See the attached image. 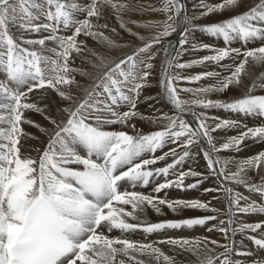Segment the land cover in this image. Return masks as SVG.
I'll return each mask as SVG.
<instances>
[{"label": "snow or ice", "instance_id": "1", "mask_svg": "<svg viewBox=\"0 0 264 264\" xmlns=\"http://www.w3.org/2000/svg\"><path fill=\"white\" fill-rule=\"evenodd\" d=\"M161 4L153 11L165 13L164 21L148 24L130 21L139 27L160 30L145 41L144 36L126 29L143 42L142 46L116 61L98 57L99 62L93 67L101 69V75L84 90L85 96L77 102L70 91L61 87L76 84L71 73L80 70L70 67L69 60L74 52L80 54L83 51L84 42L78 41L77 37L83 34L106 48L120 47L99 30L108 28L107 23L100 24L99 21L107 9L125 28L121 14L138 10L137 6L121 0H89L88 3H80L79 0H0V72L4 74L0 79V264H117L118 254L135 264H146L134 253L157 262L163 258L166 264H174V258L153 243L134 241L125 234L193 229L205 226L209 221L218 223L208 227L207 231L222 233L229 243L220 244L208 237H169L159 243L195 256L194 264H244L232 257L252 256L254 253L238 252L234 247V237L237 233L251 232L256 235L247 238L256 249L264 252V222L245 223L237 219L238 213L264 214V178L261 183H254L248 176L250 171H264V152L235 162V171L228 170L233 161L214 155L221 150L239 151V145L245 139L264 141V125H244L246 131L217 147L212 133L220 128L240 127V122L220 120L209 125L210 119L217 118L209 117L204 111L222 109L246 117L264 118V0H258L242 13L205 25L193 23L198 17H189L181 0H161ZM241 4L242 0H216L212 4L201 0L203 11L199 15L235 11ZM81 15L82 19L79 18ZM13 27L22 32L48 35L38 39L17 38L12 34ZM178 30L182 33L178 40L179 50H164L165 67L160 82L164 97L178 114L157 117L166 123L161 130L150 134L130 135L126 131L106 130L107 125L115 124L135 128L128 122L138 116L137 102L152 75L150 70L154 64L151 61L157 55L154 48ZM61 31H71L72 34L59 35ZM195 31L222 39L225 46L216 48L204 43L197 49L193 45V50H208L214 54L190 63L177 60L173 64V59L185 51L184 45L189 44ZM46 41H53L56 46L48 47ZM237 41L242 43L243 49L232 46ZM257 42L258 46L248 47ZM176 47L169 43V48ZM91 54L97 55L95 52ZM169 56L173 59H168ZM226 59H231L232 63L224 65L229 72L223 76L213 71L190 76L170 72L173 67L186 69L206 62L220 64ZM254 69L260 70L253 78ZM81 75L89 74L81 71ZM208 78H215V82L198 88H179L174 83L181 80L195 83ZM230 87L240 90V97L231 101L208 98L209 94L224 92ZM36 89L55 91L66 102L56 118L45 115L51 130L24 116L26 110L44 113L37 104L27 102L28 94ZM181 92L192 93V98L182 99ZM124 105L128 110L120 111ZM192 106L202 111L197 114L192 111ZM185 112H192L196 117L195 127L183 119ZM23 123L34 124L48 137L43 148L34 149L35 156L22 153L24 145L21 138L28 135L21 126ZM201 140L208 145L207 149L201 150L209 171L217 178L222 177V183L231 181L258 194L259 201L235 191L233 187L224 186L227 219H222L220 209L210 207V202L198 199L168 201L126 190V185L133 188L147 186L150 180L167 177L170 169L174 170L192 155L191 146ZM169 143H178L182 153L174 148L152 159L142 158L145 153L154 154ZM168 156L174 159L166 166L147 167ZM201 175L191 170L180 172L175 180L166 179L155 184L153 192L160 193L173 187L197 188L203 180L188 185L184 180L188 176ZM205 191L216 192L219 189ZM160 205H166L174 213L180 209H195L214 214L155 223L140 220L138 213L143 214L147 206L159 213ZM129 218L139 222H129ZM114 230H119L120 235H109ZM208 244L223 251L213 256L210 252L214 249H209ZM118 264H126V261L120 259ZM251 264H264V257L252 260Z\"/></svg>", "mask_w": 264, "mask_h": 264}, {"label": "bare ground", "instance_id": "2", "mask_svg": "<svg viewBox=\"0 0 264 264\" xmlns=\"http://www.w3.org/2000/svg\"><path fill=\"white\" fill-rule=\"evenodd\" d=\"M252 1L253 0H242L241 6L238 7L237 9L244 8L245 10H242V11L248 10L251 6H253ZM79 2L88 3L89 0H84V1L79 0ZM121 2L129 3V4L137 6L138 10L122 13L121 16L125 22V28H123L124 31L128 32L126 29H131L132 33H138L140 35V32H138L141 30V29L139 30L138 28L139 26H137V24L131 23L130 21H138L140 24H148V23H143L144 21H146L145 20L146 18L143 17L142 19H138L135 17L134 19V15L135 13H138L139 11H142L143 9L147 8L149 4H147L146 0H121ZM204 2L208 4H212V3H215L216 0H204ZM248 4H252V5L248 6ZM107 11L110 14H113L114 19L120 25V20L117 18V16L112 11L107 10V9L105 10L104 13H108ZM201 11H203L201 7V0H190V7H189L188 12L185 11L184 9V12L189 17L196 16L200 18L201 21L207 20L208 18H212L214 22H217V21H220V18H222V16L226 14L234 13V11L228 10V11H224L223 13H215L209 16L200 17L199 14ZM79 18L82 19L83 16L81 15ZM93 20L95 22V18H93ZM99 23L104 24V18H102L99 21ZM99 30L100 31L102 30V32H104L106 36H108L109 38H111L117 43L116 36L118 35L115 32L111 31L110 28H104V29L101 28ZM17 31L20 32V30H17ZM17 31L15 32L17 33ZM69 32L71 31L64 32V34L68 35ZM195 32L198 33L200 31H195ZM27 33L37 35V33H30V32H27ZM19 35L21 36L23 34H19ZM38 35H39L38 37H35L36 39L41 38V36H46L48 35V33H42ZM178 35L179 37L182 35V33L179 30L176 33H173L170 38L167 37L165 39L168 42H170L171 45L175 44V46H177L178 39H179ZM205 35L208 36L207 34ZM190 38L191 39H190L189 44H186V46H184L186 47V52L184 54H181L182 56H179L176 59H173L172 56L168 57V59H173V64H175L177 60L181 63H190L191 61L200 59L201 57L205 55L214 54L208 50H193V47H192L193 45H196L197 49H199V45L201 44L198 40L201 37L200 36H195V37L190 36ZM209 38L210 39L207 38L208 39L207 41L209 42H205V43L210 44L216 48L225 46L221 40H218V39L216 40L210 36ZM77 40L84 42L82 45L83 51L80 54H76L74 52L72 54L73 58H75V56H78L79 58H83L84 60H89L88 58H90V56L92 55L91 54L92 52H95L97 54L96 56L101 57V54H100L101 52L98 51L99 42L97 40L89 36H84L83 34L77 37ZM237 42H235L236 45L234 47H240L239 43ZM47 44H48L47 46L49 47L56 46L55 42L53 41H48ZM118 45H121V44H118ZM258 45H259V42H257L255 45H248V47H253V46H258ZM122 47H119V48H122ZM154 50L156 51L157 55L155 59L151 61L154 64L153 69L150 70L152 72V75L148 78L147 85L142 89V93L140 96V102L136 108V111L138 112V116L132 118L128 122L129 125L134 124L135 128H132L130 126H125V125L115 124V125H107L106 130L126 131L128 133L143 132V130L146 128L155 127L154 124H156L157 122L159 124L160 120H157L154 122V119L161 116L162 114H165L163 110H166L167 114L170 115L171 104H169L166 98L164 97L163 90L161 88V83L159 80H157V77L162 73L165 67V60L163 62L162 61L160 62L159 59L157 58L161 52V48L160 47L158 48V45L155 46ZM178 50H179L178 46L175 49L169 48L170 52H174ZM194 51H195V55H194ZM69 63H70V67L80 70V71L71 73V75L75 76L76 84H73L71 86H61V87L64 88V90L66 91H70L77 101L78 97L80 96L81 92L84 89V86L87 85L88 81L92 78V75L90 73H88L89 75L87 76L81 75V71L87 73L86 68L81 61L69 60ZM231 63H232L231 59H226L225 61L220 62V64L206 62L205 64H201L199 66H193L189 69H178V68L173 67L170 69V72L173 74L178 73L182 76H190V75H195L201 72L213 71V72H218L221 74V76H223V75H227L229 72L228 68L224 67V65H230ZM259 70L260 69L253 70V78L256 75H258ZM1 75H0V79L3 78ZM214 82H215V78H208V79H204V80H201L195 83H190L184 80H181L179 82H174V83H177V86L179 88H198V87L207 86ZM230 91L234 92L235 94L241 93V91L237 90V88L230 87L228 90L224 92L211 93L210 95L214 94V95L223 96V94L225 93H227L228 95ZM190 95H193V94L187 93V92L180 93V96L182 99H190L192 97ZM28 96H29V99L27 102L37 104L38 107L44 109V113H40V112H36L32 110H26L24 113L25 118L33 121L34 124H39L41 127L48 128L49 130H51L52 126L50 125L49 121L45 119V115H51L53 118H56L57 116L60 115V109L66 106V102L63 101L57 95L55 91H52V90L36 89L33 92L29 93ZM127 110H128L127 105H124L120 108V111H127ZM192 111L198 114L200 111H202V109L196 106H192ZM204 111L207 112V115L209 117L217 118V119H210L208 121L209 125H215V123H218L220 120H237L240 122V125H241L240 127L220 128V129H217V131L212 133V136L214 137L213 142L217 145V147L227 142L231 137L239 136L241 132L246 131V128L243 127L244 125H246L247 127L258 126L259 117H246V116H242V114L232 113L230 111L229 113H226V111H221L220 109H207ZM141 117H146V118H141ZM183 118H186V121L190 123L193 127H195L194 123L197 124L196 117L192 115V112H185L183 115ZM34 124L23 123L21 125L22 128L24 129V132L28 134L27 136L21 138V143L24 145V148L22 149V153L25 155L31 154L35 156L36 153L34 149L43 148L44 145L47 143L48 137L44 133H42L37 127H35ZM33 137H35L36 139H33ZM171 147L175 148L177 152L179 153H182L183 151V149L179 146L178 143L173 144ZM207 147L208 145L206 141L204 140H201L199 144H194L191 150L192 155L188 158L187 161L183 162V164L174 172V175H175L177 174V172H186V171L191 170V171L199 172L202 174L201 176H196L195 180H192L193 179L192 176H188L185 178L184 180L185 185L192 184L194 181H197V180H203V183L199 184L197 188H194L193 190L186 188L185 194L187 197L185 200H197L198 199L202 202H210V207H215L217 209H220V212H221L220 218L222 219H227V216L225 214L227 212V207H226L227 201L225 199V193L223 191L224 186L233 187L235 191H238L240 193L242 192L243 195L248 196L250 199H255L259 201L260 198L259 196H257V194H253L252 196H249L245 192V190L242 189L243 190L242 191L238 189L239 185H235L231 181H223L222 183V180H223L222 177L217 178V176H215L209 171L207 167V161L205 160L203 156V151L201 150L202 148L207 149ZM165 148L166 146L163 149ZM260 152H264V141H260L258 139H245L244 142L239 145V151H236L234 149L221 150L220 152L214 153V155L221 157L222 160L233 161V163L228 165V170L235 171L236 170L235 162L243 161L247 158L257 155ZM144 156L146 157L147 153H145ZM217 167H219V165H217ZM255 172L257 171H250L249 173L254 174ZM213 188H218L219 191H216V192L205 191V189H213ZM177 193L181 194L182 191L177 190L173 194L177 195ZM213 197H219V199H213ZM168 201H174V200H171V195ZM241 203L243 204L244 202L241 201ZM126 207L128 210H131L130 206H126ZM213 214L214 213L205 212L203 210H195V209H180L174 213L166 205H160L159 213H157L155 209L151 208L150 206H147L145 208V211L143 214L138 213L141 221L146 220L149 223L160 222L162 221V219H167V218L168 219L169 218L178 219V218L203 217L206 215H213ZM237 219L245 223L264 222V214L238 213ZM129 222L135 223L139 221H133L131 220V218H129ZM217 223H218L217 221H209L208 224L205 226H197L193 229H185V237L190 238V239L208 237L211 240L219 241L220 244L229 243L228 240L224 239V236L222 233L215 231V230L211 232L207 231L208 227H210L213 224H217ZM235 226L236 225H233V227ZM126 234L130 236L131 233H126ZM109 235L114 236V237L119 236V234H117L116 232L114 233L112 232ZM127 235L125 236L129 238ZM229 235L231 236V232L229 233ZM249 235H256V233H251V232H248L245 234L237 233L236 236L234 237L236 241V244L234 245V247L238 252L251 251L254 253V255L252 256H233L232 257L233 259L242 260L244 264H251L252 260L260 258V257H264V252H261L259 249H256L252 241H250L247 238ZM130 237L133 240V237L132 236ZM157 247L161 248L165 254L169 255L170 257H173L174 264H194L195 262V256H192L190 253L184 252L174 246L167 245V244H160L159 242H157ZM201 248L203 249V244L201 245ZM208 248L214 249L213 252H210V254L213 256H215L217 252L220 253L223 251L222 248L216 247L215 245H211V244H208ZM133 255H135L137 259L144 260L146 264H166V262L163 261V258H161V260L157 262L156 260L146 255L142 256L139 253H134ZM120 259H124L126 261V264H135V262L128 259V257H124L123 255H120V254L117 255V264Z\"/></svg>", "mask_w": 264, "mask_h": 264}, {"label": "rangeland", "instance_id": "3", "mask_svg": "<svg viewBox=\"0 0 264 264\" xmlns=\"http://www.w3.org/2000/svg\"><path fill=\"white\" fill-rule=\"evenodd\" d=\"M84 1V0H83ZM185 1V2H184ZM148 7L143 9L142 11H139L138 13H135L134 15V19L135 17L138 18V19H142L143 17L146 18L143 23H149V22H155V16L157 13H160V14H163V12H157V11H153V8H159L162 6L161 4V0H159V4L161 5H158V3L155 1V0H146ZM145 2V3H146ZM183 4L184 5H187L185 6V11L188 12L189 10V7H190V0H182ZM257 3V0L256 1H252V4L253 6ZM252 4H248L249 5H252ZM189 5V6H188ZM247 6V7H248ZM187 9V10H186ZM238 10V11H237ZM240 10V11H239ZM242 10H245L244 8L243 9H236L234 11L233 14H226L224 16H222V18H220V21L223 20V19H226L230 16H234L238 13H242L244 11ZM108 12V11H107ZM228 15V16H227ZM104 23H107L108 24V28H110V30L112 31V29H115V33L118 35L116 36L117 37V44H121L120 47L122 48H119V47H116V48H106L104 45L100 44L99 43V48H98V51L101 52V57H105L107 60L109 61H116L117 59H120L121 57H124L126 54H128L129 52H131L134 48L138 47L140 44L139 43H142V41H140L136 36L130 34L129 32H126L124 31V29L118 24V22L114 19V16L113 14H110L109 12L108 13H104ZM133 19V18H132ZM209 19V20H208ZM207 20H204V21H201L200 18H197L196 20H194V24L196 25H204V24H207L208 22L210 23H213L214 21L212 20V18H208ZM140 31V35L141 36H144L145 37V40L147 38V32H146V29L145 27H138ZM104 29V28H102ZM17 31L18 29L13 27L11 29V31H13V35L17 38L23 36L24 39H36L35 37H38L39 35H34V34H28L27 32H22V31H17V33L15 31ZM102 31V30H101ZM62 32V31H61ZM63 32H68V31H63ZM143 33V34H142ZM19 34H23V35H19ZM27 34V36H26ZM72 32H69L68 35H71ZM105 34V33H104ZM203 34V35H202ZM59 35H61L59 33ZM67 35V34H66ZM122 35H126L124 37H122ZM205 33L203 32H192L191 36H200L201 38H199V42L200 44H204L205 42H209L207 41L209 38V36H206L204 37ZM19 36V37H18ZM208 39H207V38ZM180 38V37H179ZM197 38V37H196ZM79 39V38H78ZM191 39V38H190ZM179 40V39H178ZM217 40V39H216ZM222 40V39H221ZM48 41H46V45ZM121 42V43H119ZM139 42V43H138ZM169 43L165 38L163 39V42H161V44L158 45V48L160 47L161 48V52L159 54V56L157 57L159 59V61L163 62L165 60V49L168 48L169 49ZM239 43V46L240 47H244L242 45L241 42H237ZM175 45V44H174ZM236 45V43L233 44V47ZM252 45V44H250ZM157 46V45H156ZM177 46H178V43H177ZM186 46V45H184ZM49 47V46H48ZM101 48V49H100ZM185 48V51H183L181 54H184L186 52V47ZM101 50V51H100ZM194 55H195V51H194ZM182 56V55H180ZM100 57V56H99ZM79 60L83 63V65L85 66L86 68V71L87 73H90L92 75V78L88 81L87 85L84 86V89L83 91L81 92L80 96L78 97L77 99V102H79L80 99H82L84 96H85V89L89 88L90 85L93 84V82H95L98 78H99V74H101V69L99 68H96V67H93L94 64L98 63L99 60H98V56H93L91 55L90 58H88L89 60H84L83 58H79L78 56H75V58H73L72 56L70 57V60L74 61V60ZM81 59V60H80ZM84 61V62H83ZM194 66H199V65H194ZM94 68V69H93ZM92 69V70H91ZM186 69H189V68H186ZM2 74V75H1ZM160 74V73H159ZM162 74V73H161ZM161 74L157 77V80H159L161 82ZM0 75L2 77H4V74L2 72H0ZM81 77V76H80ZM242 93H239V94H235L234 92L230 91V93H225L222 95H210L209 94V97L208 98H211V99H222V100H233L235 98H238V96L240 97ZM192 96V95H190ZM221 96V97H220ZM229 96V97H228ZM227 97V98H225ZM192 98V97H191ZM190 98V99H191ZM244 116V115H242ZM157 121V119H154V122ZM155 127L153 128H156V124H154ZM150 128V127H149ZM248 176L250 177L251 181H254L255 183H261L262 181V178H264V171H257L255 172L254 174L253 173H248ZM201 178V177H199ZM243 191V190H242ZM242 193V192H241ZM219 252H217L216 254H218Z\"/></svg>", "mask_w": 264, "mask_h": 264}]
</instances>
